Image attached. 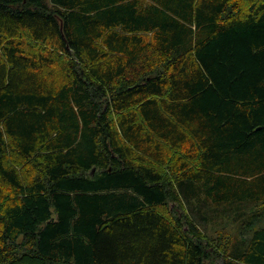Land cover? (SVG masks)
Instances as JSON below:
<instances>
[{"label": "trees", "instance_id": "trees-1", "mask_svg": "<svg viewBox=\"0 0 264 264\" xmlns=\"http://www.w3.org/2000/svg\"><path fill=\"white\" fill-rule=\"evenodd\" d=\"M0 264H264V0H0Z\"/></svg>", "mask_w": 264, "mask_h": 264}, {"label": "rangeland", "instance_id": "rangeland-1", "mask_svg": "<svg viewBox=\"0 0 264 264\" xmlns=\"http://www.w3.org/2000/svg\"><path fill=\"white\" fill-rule=\"evenodd\" d=\"M217 229V227H211V228H207L206 229V233L209 235V236H214L216 233H215V230Z\"/></svg>", "mask_w": 264, "mask_h": 264}, {"label": "water", "instance_id": "water-1", "mask_svg": "<svg viewBox=\"0 0 264 264\" xmlns=\"http://www.w3.org/2000/svg\"><path fill=\"white\" fill-rule=\"evenodd\" d=\"M25 1V0H24Z\"/></svg>", "mask_w": 264, "mask_h": 264}]
</instances>
